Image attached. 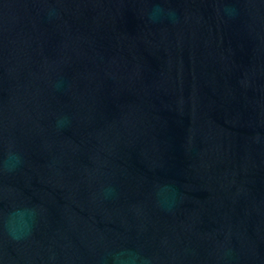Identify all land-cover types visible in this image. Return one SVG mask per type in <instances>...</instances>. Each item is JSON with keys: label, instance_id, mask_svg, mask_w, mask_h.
<instances>
[{"label": "water", "instance_id": "95a60500", "mask_svg": "<svg viewBox=\"0 0 264 264\" xmlns=\"http://www.w3.org/2000/svg\"><path fill=\"white\" fill-rule=\"evenodd\" d=\"M0 264H264V0H0Z\"/></svg>", "mask_w": 264, "mask_h": 264}]
</instances>
